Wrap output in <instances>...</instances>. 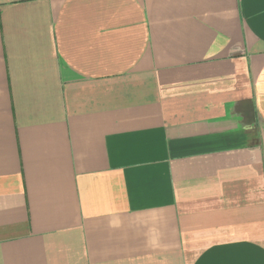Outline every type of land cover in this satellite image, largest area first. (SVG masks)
Returning a JSON list of instances; mask_svg holds the SVG:
<instances>
[{
	"label": "crops",
	"instance_id": "0c3cea01",
	"mask_svg": "<svg viewBox=\"0 0 264 264\" xmlns=\"http://www.w3.org/2000/svg\"><path fill=\"white\" fill-rule=\"evenodd\" d=\"M0 264H264V0H0Z\"/></svg>",
	"mask_w": 264,
	"mask_h": 264
}]
</instances>
